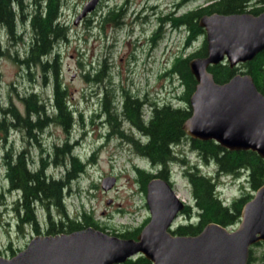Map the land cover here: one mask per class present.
Segmentation results:
<instances>
[{"label": "rangeland", "instance_id": "374dc122", "mask_svg": "<svg viewBox=\"0 0 264 264\" xmlns=\"http://www.w3.org/2000/svg\"><path fill=\"white\" fill-rule=\"evenodd\" d=\"M87 1L62 0L58 19L65 26V38L56 40L47 56L49 63L53 57L56 59V77L64 88V101L67 109L71 110L73 123L64 129L49 120L36 133L39 147L28 143L22 129L9 131L7 127L4 130V126H0V256L9 257L19 251L33 235L28 225L16 227L13 203L18 193L7 186L2 160L4 150L16 152L24 149L28 154V168L40 165L47 176L64 181L65 172L70 171L71 165L67 156L55 157L51 150L54 144L62 146L67 143L70 147V153L81 164V169L65 184L61 206H48L54 223L65 222L66 219L79 222L84 214L102 231L117 236L138 228L148 218L144 192L135 175L136 170L155 173L156 167L138 155L128 142L120 141L118 136L106 138V126L98 125L92 111L98 107L97 95L102 90V82L107 87L102 91L115 100L123 86L128 91L137 90L139 94L147 92L148 98H153L156 104L185 106L178 98L181 94L178 76L169 74L167 70L173 56L180 53L189 55L197 48L199 39L183 49V29H173L167 24L160 26L159 37L153 43L147 38H151L158 27V17L168 13L176 15L207 3L206 0H192L178 8L176 5L180 0H96L93 9L73 24L74 17ZM23 5V16L21 19L17 16L11 34L0 30V47L4 53L0 56V121L3 124L9 120L5 108L15 107L22 114L20 98L30 92L41 99L47 117L56 116L51 93L52 69L47 65L43 71L39 66L26 67L19 63L31 42L27 16L32 6L27 1ZM112 8H120L121 12L120 23L116 26L102 21ZM99 70V75L95 76ZM175 150L177 158L184 162L178 160L169 165V182L184 204H192L191 190L182 173V168L190 165L213 178L216 194L225 204L247 192L243 171L236 175H215V165L203 162L189 150L186 142L180 141L173 147ZM105 176L114 177V182L104 190L100 182ZM253 192L249 191L251 195ZM36 206V226L39 231H44V209L38 204ZM193 214L192 209L190 217L178 214L173 226L186 222ZM236 225L226 228L231 230ZM250 248L254 257L251 263L261 264L259 255L264 252V246L253 244Z\"/></svg>", "mask_w": 264, "mask_h": 264}, {"label": "trees", "instance_id": "16d2710c", "mask_svg": "<svg viewBox=\"0 0 264 264\" xmlns=\"http://www.w3.org/2000/svg\"><path fill=\"white\" fill-rule=\"evenodd\" d=\"M26 1L32 6L27 16L31 31V42L24 59L19 63L24 64L26 67L29 65L39 66L42 70L48 65L52 69V104L57 112L59 124L66 128V125L70 124V119L64 101V88L59 84L56 77L57 64L55 57L52 58L50 63L47 57L55 41L65 38V26L58 19L62 0H0V30L11 34L17 16L20 19L23 16V3ZM187 1L192 0H180L176 6L179 8ZM205 3L207 4L197 5L194 9L189 8L176 15H173L175 13H168L158 17L159 25L151 36L153 43L159 37L160 26L167 24L173 29H183L185 33L182 43L184 45L183 49L199 39L197 48L189 55L180 53L173 56L167 70L169 74L174 73L178 76L181 87V94L178 98L185 103V106H172L169 103L156 104L153 100V103L149 104L151 118L146 124L138 121V104L135 101L125 107L129 118L134 120L143 134L148 137L146 143L135 145V149L145 156L152 166L156 167L155 173L136 170L135 180L143 192H145L146 183L151 178H161L167 182L169 181V165L172 162H178V160L180 163L184 162V160L177 158V150L173 151V147L180 141L186 142L189 150L195 152L203 162H212L215 165V175L219 173L236 175L241 171L245 173V182L247 183L245 189L247 192L240 193L228 204H225L216 194L213 178L200 173L195 165H190L188 168L183 167L182 173L191 190L192 204L190 206L185 204L180 214L183 217H190L191 209L194 214L186 222H178L173 226L171 233L176 235H195L207 223H216L225 227L235 225L239 221V212L242 205L252 196L249 191H254L264 184V159L260 158L255 152L250 150L230 151L220 147L213 140L192 139L181 128L182 122L191 113L188 106V97L195 84V80L188 70L187 62L192 57H203L206 54L204 30L198 25V18L212 12L221 14L249 12L256 15L264 11V0H206ZM119 10L120 8L118 10L110 9L103 16V23H109L113 26L118 25L121 17ZM3 54L0 47V56ZM208 71L211 72L214 81L217 83L227 81L235 73H248L257 91L264 95V49L256 53L249 61L239 63L234 67H229L226 62H221L209 66ZM99 73L100 70L96 73V76ZM20 100L27 110L30 109L37 116H41L37 119V128L41 130L45 127L49 122V118L45 112L44 104L42 102L38 103L33 93L21 97ZM5 109L11 116H17V111L14 108L9 106ZM106 109L108 110V108ZM50 121L55 122L51 119ZM2 125L5 130L6 125L3 124V121H0V126ZM68 161L71 169L65 173L64 181L61 178L55 179L47 176L43 173L40 165L37 168H28L27 161L22 155L5 162V175L8 178L7 186L10 190H15L18 193L13 203L16 227L28 225L32 233H38L39 229L36 226L37 219L35 217L36 204H38L41 209H44V231L49 232V230H52L56 232L65 227L66 232H70L86 226H93L102 230L90 222L84 214L81 215L79 222L66 219L65 222L60 221L59 223H54L49 214L48 206H61L65 184L76 171L81 169V164L75 157L69 158ZM146 221L138 228L117 234V236L134 238ZM254 245L264 246V242H257ZM253 259L250 248L246 264H252ZM259 261L264 264V252L259 255ZM123 264H149V261L137 254L127 259Z\"/></svg>", "mask_w": 264, "mask_h": 264}, {"label": "water", "instance_id": "95a60500", "mask_svg": "<svg viewBox=\"0 0 264 264\" xmlns=\"http://www.w3.org/2000/svg\"><path fill=\"white\" fill-rule=\"evenodd\" d=\"M87 1L74 17L76 24L93 9ZM206 54L192 57L187 66L195 84L188 97L190 115L182 122L184 133L213 140L227 150H250L264 159V95L248 73H235L227 81H214L208 67L225 61L229 67L249 61L264 49V11L201 15ZM114 177L101 179L109 188ZM148 212L134 238H121L93 226L70 232L34 235L25 246L0 264H123L140 254L149 264H246L251 245L264 242V184L254 190L239 212L235 228L207 223L195 235L171 233L173 220L182 211L170 184L151 178L145 185Z\"/></svg>", "mask_w": 264, "mask_h": 264}, {"label": "flooded vegetation", "instance_id": "af4514ba", "mask_svg": "<svg viewBox=\"0 0 264 264\" xmlns=\"http://www.w3.org/2000/svg\"><path fill=\"white\" fill-rule=\"evenodd\" d=\"M147 40L152 43L151 38L148 37ZM102 84H103L102 90L103 89L107 90L105 83L102 82ZM102 90L100 93H98L99 95H97L98 96V107L94 109V111H92V114H95V117L97 118L96 122H99L98 125L106 126L107 128V133L105 135L106 138L108 136L113 137V135L118 136L120 141L128 142L129 145L132 146L133 150L138 155L146 159L145 156H143L140 152H138L135 149V145L146 143L148 141V137L143 134V132L137 126V123L134 122V120H132L131 118H129L125 107L127 104H130L132 103V101H135L138 104V107H137L138 121L146 124L151 118L150 117L151 108L149 107V104L153 103V98L149 99L147 92H142L141 94H139L137 90L128 91L126 87L121 86L118 99L115 100V97L114 98L110 97L106 92H103ZM30 93L34 94V98L38 101V103L41 102V99H39L34 92H30ZM65 97H66V94H65ZM21 104H22V114L17 111V116L14 117L8 113L9 120L5 123V119L3 117L4 123L9 131L11 130L15 131L17 128L22 129L24 135L27 137L28 143L31 144L32 146L39 147V144L36 138V133L40 132L41 130L37 128L36 122L38 118H41V116H37V114L33 113L30 109L27 110L26 106H24L22 101H21ZM146 107L148 109H146ZM106 108H108V110ZM68 112H69L70 124H72L73 123L72 114L69 108H68ZM48 118L49 120L50 119L54 120L57 124L60 123L59 120L57 119V112H56V117L50 116ZM70 124H68V126ZM124 125L126 128L124 127ZM63 128L65 129L64 126ZM66 130L68 132V129ZM127 130H128V133H127ZM3 140H5V136ZM69 149L70 147L67 145V143H63L62 146H58L56 144L52 145L51 151L55 157L61 156L62 158H64V156H67V158L69 159L73 157ZM18 155H22L24 159H26L27 161L28 154L24 149H21L16 152H11V150H8V151L4 150L3 155H2V160L4 162L5 171H6L5 162H9L11 159H13L14 157ZM7 179L8 178H6V181ZM60 232H66V228L64 227L62 228L61 231H56V232L52 230H49V232H47L46 230L45 231L38 230V233H33V235H37V234L38 235H50V234H56Z\"/></svg>", "mask_w": 264, "mask_h": 264}, {"label": "bare ground", "instance_id": "6f19581e", "mask_svg": "<svg viewBox=\"0 0 264 264\" xmlns=\"http://www.w3.org/2000/svg\"><path fill=\"white\" fill-rule=\"evenodd\" d=\"M175 196H176V193H175ZM176 197H179V195H177Z\"/></svg>", "mask_w": 264, "mask_h": 264}]
</instances>
